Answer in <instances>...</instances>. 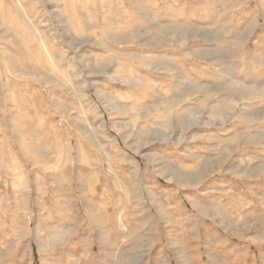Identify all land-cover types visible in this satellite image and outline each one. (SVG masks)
Returning a JSON list of instances; mask_svg holds the SVG:
<instances>
[{"label": "rangeland", "instance_id": "rangeland-1", "mask_svg": "<svg viewBox=\"0 0 264 264\" xmlns=\"http://www.w3.org/2000/svg\"><path fill=\"white\" fill-rule=\"evenodd\" d=\"M20 2L0 264H264V0Z\"/></svg>", "mask_w": 264, "mask_h": 264}, {"label": "bare ground", "instance_id": "bare-ground-1", "mask_svg": "<svg viewBox=\"0 0 264 264\" xmlns=\"http://www.w3.org/2000/svg\"><path fill=\"white\" fill-rule=\"evenodd\" d=\"M3 2V1H2ZM6 2V1H5ZM14 2H15V4L17 5V7L21 10V11H23L24 9H23V7H22V5H21V2H20V0H14ZM7 7H9L8 5H7ZM26 8V7H25ZM3 11V10H2ZM27 12V11H26ZM1 13V12H0ZM4 13V12H3ZM26 15V14H25ZM14 16V15H13ZM1 18H4L5 19V17L4 16H2L1 15ZM14 19V18H13ZM13 21H15V20H13ZM16 24V23H15ZM18 25V24H17ZM15 30V29H14ZM37 71V70H36Z\"/></svg>", "mask_w": 264, "mask_h": 264}]
</instances>
